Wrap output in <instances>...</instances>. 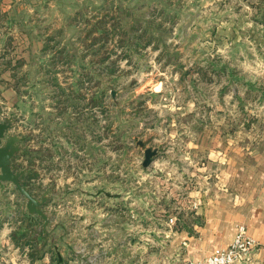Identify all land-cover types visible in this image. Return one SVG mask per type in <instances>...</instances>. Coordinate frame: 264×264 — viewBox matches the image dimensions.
Listing matches in <instances>:
<instances>
[{"label": "rangeland", "instance_id": "1", "mask_svg": "<svg viewBox=\"0 0 264 264\" xmlns=\"http://www.w3.org/2000/svg\"><path fill=\"white\" fill-rule=\"evenodd\" d=\"M44 1L45 6L35 10L39 20L33 25L34 35L46 34H43L45 41L56 45V51L46 52L43 60L36 56L31 58L28 72L31 81L23 92L32 104H21L16 110L0 99V121L13 123L11 132L20 134L22 151L27 145L32 150L41 149L32 151L26 158L20 155L21 151L15 163L22 162L23 169L31 167L33 174L38 171L31 179L35 195L40 198L47 194L43 209L51 213L52 225L67 228L65 234L58 229L52 240L67 241L71 246L84 241L85 248L79 255L89 262L100 260L102 252L89 244L105 240V232L99 229L94 232L92 222L97 220L94 214L104 207V195L109 194L115 199L114 208L118 210L113 217L118 264H122L123 257H129V264H170L168 256L182 258L183 246L176 256L174 251L170 253L167 244L181 226L176 218L181 205L173 203V195L185 194L186 185L193 182L196 162L191 164L190 151L191 146L198 143L195 132L203 130L210 111L218 113L220 105L224 109L221 114L226 113L223 117L228 129L242 125L245 118L255 115L257 110L264 112V104L251 99L256 98L259 89L250 88V85L257 86L256 83L264 84V1ZM115 6H121V13L127 10L122 15L126 30H130L136 17L145 23L152 19L162 22L163 27L159 46L151 44L135 53L133 63L123 49L112 42L107 48L115 51L111 59L117 60L119 71L110 76L102 65L92 62L100 56L86 53L89 49L84 47L79 35L83 33L81 29L86 20L95 21L106 12H112ZM44 18L45 21H41ZM64 45L68 54L82 55L83 63H79L81 60L50 61L52 52L56 53ZM224 64L234 69L235 75L231 77V69L226 70ZM54 77L60 87L71 86L86 94L83 106H87V100L97 91L106 89L108 92L104 99L107 113H102L100 107L91 110L88 105L86 108L89 113L85 114L82 124L88 129L83 128L81 136L85 144L84 159L82 166L73 168L72 172L62 168H65V160L54 153L56 147L46 145L50 131L59 142L64 134L59 117L66 111L58 101L60 97H56L61 89L55 86ZM97 80L101 82L99 85ZM45 117L51 120L46 121ZM176 131L179 135L173 136ZM44 139L47 140L45 146ZM139 140L146 146L159 147L158 155L148 167L143 166L145 148L138 144ZM49 150L56 155L53 164L58 165L60 171L56 166L54 172L48 173L47 167L44 168L50 166L48 157H38L42 152L48 154ZM76 170L77 174L81 173L80 178L68 192L69 201L64 202L61 195L65 190L60 187L74 178L72 174ZM50 176L59 178L57 181L64 185L48 186L44 181L50 182ZM8 185L12 188L10 192L15 191L13 185ZM96 194L100 195L98 200H91ZM49 197L52 198L49 200ZM20 198L22 206H26V199ZM99 203L103 204L100 208ZM76 212H82V216ZM123 222L125 227H122ZM123 241L125 248L120 246ZM127 242L130 249L126 248Z\"/></svg>", "mask_w": 264, "mask_h": 264}, {"label": "crops", "instance_id": "2", "mask_svg": "<svg viewBox=\"0 0 264 264\" xmlns=\"http://www.w3.org/2000/svg\"><path fill=\"white\" fill-rule=\"evenodd\" d=\"M45 3L44 0H0V99L9 104L11 109L13 107L17 110L18 106L24 103L29 106L32 104L28 101L26 93L22 92L25 86H20L22 91H18L14 71L7 64L11 63L14 67L18 60H24V66L19 68L21 72L18 71L23 74L25 71H30L31 58L41 55L46 34L42 33L43 29H40L42 34L34 35L33 25L39 20L35 16V10L42 9ZM256 85L255 87L250 86L251 89H259L256 98L251 99L254 100L253 102L257 99L264 104V84L256 83ZM76 101L72 100L74 104ZM50 106L49 104L47 107L49 111ZM223 110L220 105L218 113L210 111L203 130L195 132L198 143L191 146L190 151L191 164L196 162L192 170L193 182H188L185 194L178 192L173 195V203L181 205V211H176L177 222H180L181 228L173 233L167 245H169L170 253L174 251L176 256L180 254L179 251L183 246V257L168 256L170 264L202 260L216 248L228 246L233 241L239 224H245L248 233L264 243V112L257 110L256 113L254 112L255 115H248L251 121L245 116L244 125L240 123L235 129H228L226 119L223 117L226 113L221 114ZM65 111L66 113H62L59 117L61 129L64 132L62 140L57 141L53 137L55 133L50 131L48 141L44 139L43 145L45 146L47 141L46 145L55 146L54 153L59 154L61 160H65V168H62L72 172L73 168L82 166L84 159L82 149L85 144H82V140L77 141L78 138H83L81 137L83 124L81 119L80 121L77 119V114L72 107ZM47 120L51 119L48 117ZM62 122H65V125ZM176 135H179L177 131L173 136ZM54 153L49 150V153H44L42 158L48 157L50 161V166L44 167H47L48 173L54 172L56 166L59 171L61 170L58 165L53 164V159L56 158ZM54 163L57 162L54 160ZM80 174L79 171L77 174L76 170L72 174L74 178L65 183L64 187H60L64 184L59 182L60 180L57 181L59 178L55 179L51 176L52 180L49 177L51 181H44V183H48L50 187L59 186L61 183L59 187L65 190L61 199L66 202L69 201L70 193L68 192L71 191L72 184L78 182ZM10 189L12 188L9 185L4 191L0 187V264L119 263L115 254L117 245L113 239L116 226L113 217L118 211L114 208L113 196L104 195L106 197L102 202L104 207L99 209L100 212L94 214L93 217H97V220L92 222L94 232L98 229L101 233L105 232V240H98L100 242L96 241L93 245L89 244L92 249L99 248L100 253L102 252L100 260L95 259L96 263H94L85 261L82 255H79L85 248L84 241L81 245L73 244V246L67 241H55L52 245L48 243L45 247L43 244H38V248L44 249V252L36 257L32 256V246L14 241L12 234L18 230L22 222L19 209L23 208V200L20 198L22 195L19 196L14 191L10 192ZM79 195L82 197V194ZM91 197V200H98L100 195L96 194V197ZM51 198L49 197V200ZM195 201L199 203L197 208L193 207ZM103 204H100L99 208ZM122 212L124 215L125 210L123 209ZM46 213L50 218L48 235L55 237L58 229L65 234L67 228L52 225L53 217L47 209ZM76 213L78 215L80 212ZM80 214L82 216V212ZM122 227H125L124 222ZM120 246L125 248V242L123 241ZM126 248L130 249V242L126 243ZM69 249L74 252V255ZM56 253L61 257L59 261L56 260ZM122 264H129V257L126 259L123 257ZM240 264H264V250H258L249 262Z\"/></svg>", "mask_w": 264, "mask_h": 264}, {"label": "trees", "instance_id": "3", "mask_svg": "<svg viewBox=\"0 0 264 264\" xmlns=\"http://www.w3.org/2000/svg\"><path fill=\"white\" fill-rule=\"evenodd\" d=\"M264 0H261L263 2ZM160 8V7H159ZM158 9V6L154 9L156 12ZM163 9H161L160 12ZM114 11V12H113ZM112 12H106L101 18L93 21L91 20H86V25L84 26L83 33L79 35V39L81 42L84 43V47L89 49L86 53H91L96 55L98 54L100 57L97 59V61L94 59L92 62H98L99 65H102V67L106 70L105 72L109 73L110 76H113L116 74L118 69V64L116 59H111L113 52H115L113 49L109 50L107 47L113 43L117 44L119 47L123 49V52L125 56H129V60L131 63H133V56L135 53L141 52L145 47H148L151 44L156 45V47L159 46V43L162 41L161 37L162 34V27L163 24L162 22H156V20H150L147 21V23L143 22L141 18L136 17L133 24L129 28L130 30H126L124 26L125 20H123L124 13H126L127 10L122 11L121 13V6H115L114 10ZM162 14V13H161ZM48 39V38H47ZM54 40L52 37L51 40ZM50 40V38H49ZM46 43L44 44V47L41 50L40 57H37V59H44V56L46 52H49L51 50H55V46L50 45V42L45 41ZM67 46L64 45L62 48H58L56 53L52 52V56H50V61L52 62H57V59L59 62H75V61H80L79 63L82 62V55L77 57L75 53L73 54H68L66 52ZM56 54V55H55ZM66 63V64H67ZM25 64L24 60H18L17 65L14 67L12 64L8 63L7 65L11 67V69L14 71V77L17 78L16 81V87L18 88V91H22L20 89V86H26L31 79L28 77L29 73L28 71H25L22 73L19 70L20 67H23ZM224 68L226 70H230L231 68H228V65L224 64ZM19 71V72H18ZM235 75L234 69L230 70V76ZM57 78L54 77V83L57 81ZM113 79V78H111ZM82 84L84 85V81H81ZM101 82L97 80V85H99ZM34 85V84H33ZM67 85V84H66ZM55 86L57 89H61L59 93L56 95L58 98V101L60 104L63 105V110L69 109L70 107L73 108V111L77 114L76 117L80 121L85 120V114L89 113L88 105H91L90 109L92 110L93 107H100L102 108V113H107V108L104 106V99L106 98L107 91L106 89L101 91H97L91 100H87V106H83V100L87 99L86 94L82 93L80 90H77L76 88H72L71 86H63L60 87L59 83H55ZM252 86V85H250ZM82 87V86H81ZM249 87V86H248ZM67 90H70L67 92ZM23 92V91H22ZM54 96V98H56ZM75 99L76 104L72 102V100ZM62 111V110H61ZM61 111L59 113H61ZM85 129H88L85 126L83 127L82 125V131ZM82 140V138H78L77 141ZM39 152L41 149H34L32 150L31 148L27 147L24 151L21 152V156L26 158L28 154L31 152ZM44 156V153L42 152L41 154L38 155L40 159H42ZM18 158V156L16 157ZM32 161V160H31ZM30 161V165H33V161ZM22 163H14V169L20 170L23 169ZM25 173L22 176V183L24 186L28 187L35 195V192L33 191V184L31 183V179L33 178L34 175H37L38 171H35L33 174L32 168H24ZM32 169V170H31ZM39 176V175H38ZM37 176V177H38ZM19 196L21 194L19 191L15 188V191ZM22 197V196H21ZM24 198V197H23ZM19 213L21 215V226L18 228V230H15L12 234V239L16 242H23L24 244H28L32 246V256L36 257L38 255H42V252H44V249L38 248V244H43L45 247L48 243L51 245L55 242L52 240V237L48 235V232L43 229V220L42 218L37 215V214H30L27 210L26 206H23L22 209H19ZM180 224V222H178ZM181 225V224H180ZM181 228V226H178V229ZM56 260H60L61 257L59 256L58 253L55 254Z\"/></svg>", "mask_w": 264, "mask_h": 264}, {"label": "water", "instance_id": "4", "mask_svg": "<svg viewBox=\"0 0 264 264\" xmlns=\"http://www.w3.org/2000/svg\"><path fill=\"white\" fill-rule=\"evenodd\" d=\"M13 124L10 121H0V187L5 190L8 184L13 185L19 193L26 199L27 210L30 214H37L43 219V229L48 230L50 219L43 206L48 200L47 194L37 197L34 193L22 183V176L25 169H14L15 158L23 150L21 136L18 133H12ZM138 144L145 148V158L143 166H150L159 152V147L146 146L143 140Z\"/></svg>", "mask_w": 264, "mask_h": 264}, {"label": "built area", "instance_id": "5", "mask_svg": "<svg viewBox=\"0 0 264 264\" xmlns=\"http://www.w3.org/2000/svg\"><path fill=\"white\" fill-rule=\"evenodd\" d=\"M199 203L194 202L197 208ZM173 222L174 219L171 218ZM264 250V243L251 236L245 224H239L233 241L226 247L216 248L208 257L202 260H192L188 264H240L249 262L254 253Z\"/></svg>", "mask_w": 264, "mask_h": 264}]
</instances>
